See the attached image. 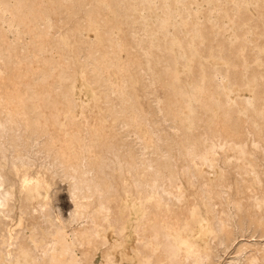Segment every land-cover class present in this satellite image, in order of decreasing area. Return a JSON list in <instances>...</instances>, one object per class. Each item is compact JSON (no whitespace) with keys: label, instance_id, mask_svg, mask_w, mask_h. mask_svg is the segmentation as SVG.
I'll list each match as a JSON object with an SVG mask.
<instances>
[{"label":"bare ground","instance_id":"1","mask_svg":"<svg viewBox=\"0 0 264 264\" xmlns=\"http://www.w3.org/2000/svg\"><path fill=\"white\" fill-rule=\"evenodd\" d=\"M0 264H264V0H0Z\"/></svg>","mask_w":264,"mask_h":264},{"label":"clouds","instance_id":"2","mask_svg":"<svg viewBox=\"0 0 264 264\" xmlns=\"http://www.w3.org/2000/svg\"><path fill=\"white\" fill-rule=\"evenodd\" d=\"M6 207L3 201H0V211H2Z\"/></svg>","mask_w":264,"mask_h":264}]
</instances>
